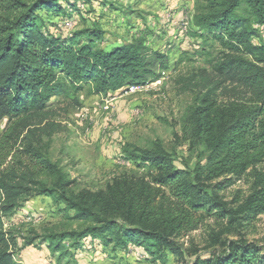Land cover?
Instances as JSON below:
<instances>
[{"label": "trees", "instance_id": "16d2710c", "mask_svg": "<svg viewBox=\"0 0 264 264\" xmlns=\"http://www.w3.org/2000/svg\"><path fill=\"white\" fill-rule=\"evenodd\" d=\"M77 1L0 0V264H19L3 218L37 198L64 206L66 229L43 237L61 258L70 253L65 243L74 248L89 237L104 248H141L150 263L167 264L168 254L184 256L180 240L213 219L224 231L210 246L186 251L191 264H264V246L243 236L264 216V0H194L191 34L217 47L203 53L205 67L173 80L176 95L190 98L173 144L157 139L124 151L138 172L95 191L79 188L49 158L53 136L64 131L55 119L80 108L85 87L106 97L154 83L169 66L167 54L144 39L104 47L97 20L67 37L49 32L45 19L81 15ZM182 145L187 157L177 155ZM247 177L249 194L227 201L224 192Z\"/></svg>", "mask_w": 264, "mask_h": 264}, {"label": "rangeland", "instance_id": "374dc122", "mask_svg": "<svg viewBox=\"0 0 264 264\" xmlns=\"http://www.w3.org/2000/svg\"><path fill=\"white\" fill-rule=\"evenodd\" d=\"M84 1L76 2L81 15L74 13L69 19L50 17V23L45 19L48 31L67 37L74 31L91 28L92 21L97 20L105 32L104 47L118 41L144 39L149 49L167 54L169 66L161 72L159 80L139 89H125L101 97L85 87L78 94L80 108L55 119L64 126V131L53 136L49 158L58 162L79 188L95 191L113 176L138 172L125 159L124 151L157 139L166 147L173 144V133L179 131V121L190 101L187 95H176L173 80L205 67L203 53H211L210 47L217 46L204 44L192 36L194 0H92V6ZM258 33L264 41V29L259 28ZM179 59L182 62L176 65ZM57 104L56 107L62 105L60 101ZM5 124L4 120L0 133ZM176 152L180 157H187V146L178 147ZM261 168L264 173V165ZM251 183V177H247L235 184L224 192L225 199L232 200L238 192L248 195ZM63 209V205L49 198H37L25 202L12 217L3 218L4 231L16 237L14 258L19 264H152L141 248L132 245L126 250L104 248L99 240L89 237L74 248L65 243L64 248L70 249V253L63 258L52 253L43 237L51 229H66ZM223 227L213 219L207 220L199 230L180 240L184 250L182 259L168 254L167 264H191L186 251L210 246L224 231ZM243 236L248 243L264 246V216L252 222ZM32 238L34 244L27 246V240ZM221 239L236 237L222 234Z\"/></svg>", "mask_w": 264, "mask_h": 264}, {"label": "built area", "instance_id": "2783aa9c", "mask_svg": "<svg viewBox=\"0 0 264 264\" xmlns=\"http://www.w3.org/2000/svg\"><path fill=\"white\" fill-rule=\"evenodd\" d=\"M140 88V86H131V87H129L128 89L129 90H133V89H139Z\"/></svg>", "mask_w": 264, "mask_h": 264}]
</instances>
